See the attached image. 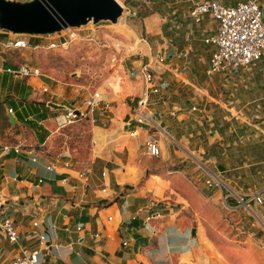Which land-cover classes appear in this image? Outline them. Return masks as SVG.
Masks as SVG:
<instances>
[{"label":"crops","instance_id":"crops-1","mask_svg":"<svg viewBox=\"0 0 264 264\" xmlns=\"http://www.w3.org/2000/svg\"><path fill=\"white\" fill-rule=\"evenodd\" d=\"M131 1L138 13L149 2ZM179 1L187 2V9H172L168 16H173L174 24L168 19L154 30L161 33V29H189L185 32L187 43L180 49L162 35L163 41L155 42L157 52L165 57L163 64L156 65V74L168 87L151 96V109L170 135H160L161 154L157 157L145 155L141 149L144 131L137 137L125 133L130 128L128 124L142 85L131 91H118V81L115 84L111 81L110 91H98L104 104L87 115L91 130L88 150L58 151L52 140L61 129L55 115L63 109H55L48 103L64 107L82 104L85 91H60L62 87L44 73L23 78L0 72V222L9 215L22 237L34 230L33 222H38L36 229L45 239V246L39 250V264H200L205 257L215 255L213 247L206 243L209 239L206 231L199 228L197 214L199 207L208 203L201 195L213 197L210 190L217 188L207 187L205 178L202 180L200 172L189 163L188 155L193 154L207 167V173L212 167L208 154L195 141L207 131L203 127L194 128L196 123L213 119L208 113L217 106L227 112V119L248 120L247 124L264 133L259 127L264 124V91L255 92L257 87L252 85L258 71L259 84H264V56L246 68L206 75L220 81L218 88L230 91L233 101L218 100L209 91H202L190 83L188 72L195 71V63H200L205 73L213 47L204 39L215 32L217 22L209 14L200 22H193L188 11L195 0ZM260 5L264 13V1ZM184 17L189 20L186 27ZM146 18L151 21L153 15ZM194 32L200 42L196 45L192 42L196 37L191 36ZM30 38L32 44L42 42L37 36ZM10 39L11 33L0 30L1 66L38 59L26 49L3 47L2 43ZM200 45L210 47L208 56L198 55ZM173 60H179L180 64L172 66ZM167 77L180 88L189 82L194 91H170ZM44 86L49 91L44 92ZM246 93L255 98L245 101L242 96ZM248 105L254 108L246 116L244 108ZM193 106L196 109L192 111ZM9 115L13 116V123ZM247 138L240 136L237 147ZM4 144L12 146L6 153L1 152ZM17 146L19 151L13 149ZM190 176L200 181L198 187L191 183ZM79 223L82 227L77 229ZM192 229L195 235L191 234ZM95 232L99 233L97 237L93 236ZM19 245L36 248L37 241L21 238L19 244H11L4 231H0V264L10 263ZM212 264L217 262L212 260Z\"/></svg>","mask_w":264,"mask_h":264},{"label":"rangeland","instance_id":"rangeland-1","mask_svg":"<svg viewBox=\"0 0 264 264\" xmlns=\"http://www.w3.org/2000/svg\"><path fill=\"white\" fill-rule=\"evenodd\" d=\"M148 1V4L141 6V11L137 12L136 16L129 17L126 21L121 19L119 26H115L109 21L85 25L79 30L78 39L71 42L65 49L62 47L47 48L49 40L37 36L39 41L42 40L40 44L45 47L39 50L26 49L32 57H38L37 62L33 60L28 63L39 66L42 73L51 77L55 85L58 84L62 87L60 91H85V97L82 95L80 99L88 97L94 91H110L112 89L109 84L111 81L114 84L118 81L120 86L118 91L120 89L131 91L135 87H141L139 68L154 58L158 51V45L155 42L163 41L161 35L170 39V43L179 49L187 43L185 32L188 28H177L175 31L161 29V33L154 30L160 24L161 26L165 24L164 21L168 22V19H171L170 24H174L173 16H168V13L175 8L186 10L188 3L179 0ZM224 1L233 3L238 0ZM257 1L260 3L264 0ZM151 14L153 19L149 21L146 17ZM183 21V26L189 22L186 17L183 18ZM207 23L209 22L207 21ZM211 23L214 28L212 19ZM204 25L203 22L202 26ZM88 33L97 37L98 41L103 44L98 45L84 40ZM11 36L14 37L15 34L11 33ZM191 36L196 37L192 40L195 45L200 43L197 41L196 32ZM138 40L144 46L136 45ZM209 51V46H198V55L208 56ZM171 62L172 66L176 63L180 64L179 60ZM195 65V71L188 72L190 83L202 91H209L215 99L233 101L230 91L227 93L218 88L220 81H217L215 77L208 79L203 72L204 66L200 63H195ZM259 72L254 75L256 81H252V85L257 87L255 92L264 91V84L260 85L258 81L261 78L259 75L261 72ZM166 79L170 81V91H194L189 82L180 88L170 77ZM212 82H214L213 86ZM51 85L53 86L52 83ZM233 97L237 96L233 95ZM242 98L249 101L255 96L246 93ZM228 105H232V103ZM75 106H82V104ZM249 106L244 108L246 116H249L251 108H254V106ZM226 113L216 106L213 111L208 113L210 116L212 115L213 119L208 118L202 124L196 123V128H194L197 130V128L203 127L207 131L203 130L204 133L202 137H199L200 140L196 137L195 141H198L197 144L208 154L212 167L205 164L210 167V172L223 181L222 186L218 185L215 186L217 189L210 190L214 194L213 197L201 195L208 203L202 204L198 209L197 218L200 222L198 225L201 230L204 228L206 231L209 237L206 243H210L209 246L213 247L215 255L205 257V260L200 264H212V260H215L217 264H264V205L245 206L234 199V194L241 193L246 200L250 193L264 185V133L247 124L248 120H238L237 122V120L227 119ZM88 120H90L89 117H86L66 128H61L52 140V146L58 151L64 148L75 149L78 152L88 150L91 141ZM259 127L264 130V124ZM243 135L248 138L237 147L239 137ZM172 142L175 144L174 140ZM181 150L183 149L181 148ZM238 150H241L242 153H238ZM226 154L229 156L226 157ZM188 160L191 167H196L197 172H200L202 180L204 178L205 180L211 179L209 172L207 173V167L204 163H200L197 156L188 155ZM219 166L225 171H220L222 169ZM192 177L189 178L191 183L198 187L197 183L200 181L192 180ZM197 189L200 192V188ZM221 190L223 194H221ZM227 194H229V198L226 203L231 204L232 209L225 207L224 196ZM221 256L224 258L222 259Z\"/></svg>","mask_w":264,"mask_h":264},{"label":"built area","instance_id":"built-area-1","mask_svg":"<svg viewBox=\"0 0 264 264\" xmlns=\"http://www.w3.org/2000/svg\"><path fill=\"white\" fill-rule=\"evenodd\" d=\"M122 7V15L118 20L126 21L129 17L137 15V9L132 5L131 0H117ZM206 14L217 22L216 30L213 34L204 39V42L211 45L212 51L205 68V75L212 76L219 72L235 71L239 68H246L253 62L264 56V19L263 8L257 0H238L230 4L221 3L219 0H195L192 2L188 17L195 23L200 22ZM79 28H67L59 33L52 35H44L48 39L47 48L62 47L67 48L68 45L79 37ZM55 35V36H53ZM30 35H15L12 39L2 43L5 48L12 49H41L43 44H31ZM50 38V39H49ZM84 40L94 44H103L98 41L97 37L88 33ZM165 57L161 52H157L152 60L147 61L139 68V75L142 80V91L137 100L136 107L132 118L128 125L130 128L125 129V133L129 137H137L141 131L145 133V139L141 143V149L145 155L157 157L161 154L160 135L170 137L167 130L163 129L156 120L154 112L151 109V96L160 94L161 91L168 87V83L161 81L156 74V65L163 64ZM5 62V59L2 60ZM0 72H6L16 77H32L43 75L41 68L31 65L27 62H16L6 66L0 65ZM44 92L49 91L47 86L42 88ZM104 104L102 95L98 91H94L82 101V106H68L60 113L55 115V119L59 128H63L76 121H80L89 114V112L98 109ZM196 107H191L195 110ZM12 112L11 109L8 110ZM171 112V115H174ZM12 146L4 144L1 146V152H8ZM15 151H19V147H13ZM65 165H68L66 163ZM51 168V166H48ZM85 174V173H84ZM83 174V175H84ZM211 179L205 180V185L209 188L222 186L223 181L220 177L209 172ZM38 179V182H41ZM234 199L245 206H261L264 204V185L249 194L248 199L240 194H234ZM229 194L224 196V204L228 209L233 206L228 202ZM2 229L11 244H19L21 238L27 240L36 239L37 247L31 248L27 245H19L18 253L8 264H39V250L45 246L44 236L36 229L38 222H33L34 230L29 231L21 236V233L14 225V221L9 215L3 217L0 222ZM77 229L82 224H77ZM99 233H94L97 237ZM126 244V242H123Z\"/></svg>","mask_w":264,"mask_h":264},{"label":"water","instance_id":"water-1","mask_svg":"<svg viewBox=\"0 0 264 264\" xmlns=\"http://www.w3.org/2000/svg\"><path fill=\"white\" fill-rule=\"evenodd\" d=\"M122 12L117 0H0V30L15 35H52L89 22L116 23ZM48 105L65 108L52 102ZM8 117L13 123V116ZM191 234L195 235V229Z\"/></svg>","mask_w":264,"mask_h":264},{"label":"bare ground","instance_id":"bare-ground-1","mask_svg":"<svg viewBox=\"0 0 264 264\" xmlns=\"http://www.w3.org/2000/svg\"><path fill=\"white\" fill-rule=\"evenodd\" d=\"M120 24H121V23H120V20H118L116 23H113V25H115V26H119ZM86 25H94V24H92L91 22H89V23L86 24ZM84 26H85V25H84ZM84 26H80V27H77V28L81 29V28H83ZM136 45L144 46V44L141 43L140 40H138V41L136 42Z\"/></svg>","mask_w":264,"mask_h":264}]
</instances>
